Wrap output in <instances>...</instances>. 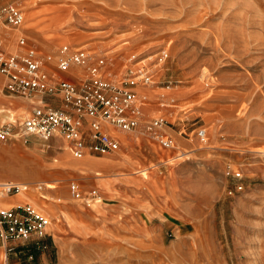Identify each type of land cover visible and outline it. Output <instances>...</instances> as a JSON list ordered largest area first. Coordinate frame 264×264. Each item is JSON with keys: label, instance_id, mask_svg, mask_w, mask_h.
<instances>
[{"label": "rangeland", "instance_id": "374dc122", "mask_svg": "<svg viewBox=\"0 0 264 264\" xmlns=\"http://www.w3.org/2000/svg\"><path fill=\"white\" fill-rule=\"evenodd\" d=\"M6 3L23 10L20 31L58 77L83 73L57 70L64 44L103 56L115 81L147 69L151 82L135 86L143 119L164 118L175 147L163 148L143 123L119 132V149L105 155L75 158L57 138L1 141L0 181L30 191L0 204L34 200L50 236L31 259L29 244L0 247V264H264V0ZM5 95L19 116L32 107L16 111L20 97ZM72 183L98 199H75Z\"/></svg>", "mask_w": 264, "mask_h": 264}, {"label": "built area", "instance_id": "2783aa9c", "mask_svg": "<svg viewBox=\"0 0 264 264\" xmlns=\"http://www.w3.org/2000/svg\"><path fill=\"white\" fill-rule=\"evenodd\" d=\"M24 21L23 10L14 3L0 5V75L3 77L0 89V142L15 138L26 143L30 138L48 143L54 138L66 142V147L75 158L86 154L105 155L120 147L117 133L135 130L143 123L145 131L163 148H174L170 135L165 134V120L162 117L149 121L143 119V99L135 86L140 82L148 85L151 75L144 68L136 72L131 69L118 81L105 77V59L94 55L88 48L61 45L57 53L56 68L67 72L73 67L83 73L77 80L58 77L49 71L44 57L29 45L20 31ZM10 27L16 35V47H5L6 31ZM50 56H48V59ZM5 92L6 95H5ZM20 97L27 100L31 109L20 120L1 103V96ZM44 96L59 100L60 105L44 102ZM32 99V100H31ZM202 138L204 129L198 131ZM43 183L34 186L36 191L43 189ZM25 186L8 181H0V198L13 196L25 191ZM70 190L77 200L90 203L98 199L95 189L83 192L75 183ZM50 219L28 199L10 201L0 205V246L5 252L15 251L16 243L31 245L27 250L32 258L33 250H44L45 239L50 236Z\"/></svg>", "mask_w": 264, "mask_h": 264}, {"label": "crops", "instance_id": "0c3cea01", "mask_svg": "<svg viewBox=\"0 0 264 264\" xmlns=\"http://www.w3.org/2000/svg\"><path fill=\"white\" fill-rule=\"evenodd\" d=\"M16 100H18V103H19V105H18V107L16 108V111H19V110H24V111H26V109L27 108H29L30 107V104H29V102L27 101V100H25V99H23V98H15ZM59 105H60V103H59ZM8 201H14V199L13 198H9V199H7ZM15 200H17V199H15ZM17 244H20V245H22L21 243H16V249H15V251L18 249V247H19V245H17ZM1 247V246H0ZM18 251L19 252H21L19 249H18Z\"/></svg>", "mask_w": 264, "mask_h": 264}, {"label": "bare ground", "instance_id": "6f19581e", "mask_svg": "<svg viewBox=\"0 0 264 264\" xmlns=\"http://www.w3.org/2000/svg\"><path fill=\"white\" fill-rule=\"evenodd\" d=\"M31 100H32V99H31ZM13 114H15V116H17L19 119H22V118L24 117V115H21V116L17 115L16 112L13 113ZM117 135H118V133H117ZM118 137L120 138L119 135H118ZM120 140H121V138H120ZM20 184H21V183H20ZM22 185H25V184H22ZM49 185H50V187H51V186H54L53 184H50V183H49ZM28 191H30V190H28ZM28 191L26 190V191L19 192V193L16 194L15 196H17V195H21V194H26ZM35 193H37V192H35ZM1 199H2V197L0 198V201H2ZM28 200H29L30 202H32L35 206H37V205L34 203V200H31V199H28ZM0 205H1V204H0Z\"/></svg>", "mask_w": 264, "mask_h": 264}]
</instances>
